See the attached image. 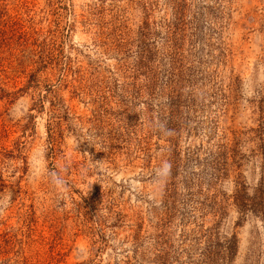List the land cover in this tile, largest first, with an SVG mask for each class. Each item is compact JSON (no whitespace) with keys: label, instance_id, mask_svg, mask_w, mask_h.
<instances>
[{"label":"rangeland","instance_id":"374dc122","mask_svg":"<svg viewBox=\"0 0 264 264\" xmlns=\"http://www.w3.org/2000/svg\"><path fill=\"white\" fill-rule=\"evenodd\" d=\"M262 169L264 0H0V264H264Z\"/></svg>","mask_w":264,"mask_h":264},{"label":"trees","instance_id":"16d2710c","mask_svg":"<svg viewBox=\"0 0 264 264\" xmlns=\"http://www.w3.org/2000/svg\"><path fill=\"white\" fill-rule=\"evenodd\" d=\"M226 165L227 164L225 162V166ZM222 166L215 168L214 171L219 173V171L224 169ZM233 204L242 216L251 214L252 216L258 218L264 226V169H262L261 177L252 195L247 196V194H244L241 191H236L233 195ZM232 249V241L226 242L224 247L219 243L209 242L203 251L201 263L225 264V255H231Z\"/></svg>","mask_w":264,"mask_h":264},{"label":"clouds","instance_id":"9594fccd","mask_svg":"<svg viewBox=\"0 0 264 264\" xmlns=\"http://www.w3.org/2000/svg\"><path fill=\"white\" fill-rule=\"evenodd\" d=\"M163 167H164V168H168V167H170V165L165 164ZM4 199H5L7 202H10V200H11V193H10V192L6 193ZM6 206H7L6 203H5L4 205L0 206V213H2V212L4 211V208H5Z\"/></svg>","mask_w":264,"mask_h":264}]
</instances>
